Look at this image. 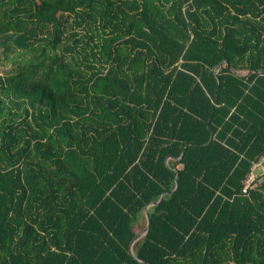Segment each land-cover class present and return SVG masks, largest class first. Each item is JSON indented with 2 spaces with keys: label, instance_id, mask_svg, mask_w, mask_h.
<instances>
[{
  "label": "trees",
  "instance_id": "obj_1",
  "mask_svg": "<svg viewBox=\"0 0 264 264\" xmlns=\"http://www.w3.org/2000/svg\"><path fill=\"white\" fill-rule=\"evenodd\" d=\"M10 40L0 264H264V0H0Z\"/></svg>",
  "mask_w": 264,
  "mask_h": 264
},
{
  "label": "rangeland",
  "instance_id": "obj_2",
  "mask_svg": "<svg viewBox=\"0 0 264 264\" xmlns=\"http://www.w3.org/2000/svg\"><path fill=\"white\" fill-rule=\"evenodd\" d=\"M10 50L2 53L3 47L0 45V74L6 75L12 71L18 63L28 61L34 55V52L18 48L12 40L8 42ZM254 175L261 173V167L253 171ZM141 233V232H140Z\"/></svg>",
  "mask_w": 264,
  "mask_h": 264
},
{
  "label": "water",
  "instance_id": "obj_3",
  "mask_svg": "<svg viewBox=\"0 0 264 264\" xmlns=\"http://www.w3.org/2000/svg\"><path fill=\"white\" fill-rule=\"evenodd\" d=\"M217 82H218V86H219V80H218V78H217ZM183 154H184V152L182 153L181 157H180L178 160H181V159H182ZM176 176H177V172H176V170H175V180H176ZM177 188H178V184L176 183V187H175V189L172 190V191L169 192V193H170V194H171V193H174V192L177 190ZM166 195H167V193H163V194L160 196V198H159L158 201H156V202H151V203H149V204L145 207V209H144V214H145V218H146V226H145L144 230H143L140 234H138V235H137V236H136V237L130 242L129 247H128L129 254H130L132 257H134L133 252H132V246H133V244H134L136 241H138L139 239H141L143 236H145V235L148 233L149 229H150V216H149V209H150L151 207H155V206H158L159 204H161V202L163 201V199H164V197H165ZM140 262H141V261H140Z\"/></svg>",
  "mask_w": 264,
  "mask_h": 264
},
{
  "label": "built area",
  "instance_id": "obj_4",
  "mask_svg": "<svg viewBox=\"0 0 264 264\" xmlns=\"http://www.w3.org/2000/svg\"><path fill=\"white\" fill-rule=\"evenodd\" d=\"M258 166L261 167V173L254 175L253 171ZM263 175H264V157H262L260 161L252 167V172L248 177V179L245 181L244 188L242 189V193L246 195L248 193V190L258 186L263 181V178H261V176ZM258 177L260 178L257 179Z\"/></svg>",
  "mask_w": 264,
  "mask_h": 264
}]
</instances>
